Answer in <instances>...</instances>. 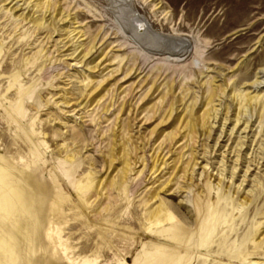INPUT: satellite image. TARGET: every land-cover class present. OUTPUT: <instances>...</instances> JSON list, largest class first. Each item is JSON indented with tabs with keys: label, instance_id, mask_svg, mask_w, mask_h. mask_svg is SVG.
I'll use <instances>...</instances> for the list:
<instances>
[{
	"label": "rangeland",
	"instance_id": "obj_1",
	"mask_svg": "<svg viewBox=\"0 0 264 264\" xmlns=\"http://www.w3.org/2000/svg\"><path fill=\"white\" fill-rule=\"evenodd\" d=\"M11 1H0V159L32 167L25 186L45 220V236L52 234V239L46 236L50 251L40 247L31 252L0 217V264H159L161 259L144 254L158 251L157 258L161 250L155 244H164L158 240L174 232H168L171 221L159 227L146 218L161 203L198 234L206 216L212 223L206 246L198 247L201 235L195 234L188 257L186 251L179 261L168 255L166 264L264 263V0ZM11 7H16L12 14ZM32 16L45 17V25L36 26ZM175 38L187 41L184 52L174 51ZM93 45L92 53L82 58ZM255 82L263 83L257 88ZM152 85L156 90L150 91ZM212 88L217 92L212 126L201 128L194 148L179 135L175 144L164 142L184 106L195 102L202 113ZM98 92L103 98L90 104ZM246 96L255 97L247 102ZM174 99L178 109L172 120L160 124ZM125 103L127 109L121 110ZM19 104L22 114L16 113ZM150 110L156 111L154 118ZM129 119L134 125L130 142L143 151H138L128 187L121 191L118 213L100 216L94 209L83 214L67 208L50 224L61 195L53 176H61L62 186L80 204L76 188L91 172L101 179L118 174L122 164L115 163L113 174L104 159L114 131L119 133ZM157 125L160 133L147 144L146 136ZM66 145L69 152L61 149ZM192 150L200 163L192 183L201 188L180 171ZM156 155L167 165L160 160L153 168ZM71 156L74 186L62 179ZM209 176L214 184L221 180L217 189ZM167 182L168 191L146 205L151 192ZM118 194L109 192L110 199L103 194L96 208L112 204ZM6 240L12 254L2 246Z\"/></svg>",
	"mask_w": 264,
	"mask_h": 264
},
{
	"label": "bare ground",
	"instance_id": "obj_2",
	"mask_svg": "<svg viewBox=\"0 0 264 264\" xmlns=\"http://www.w3.org/2000/svg\"><path fill=\"white\" fill-rule=\"evenodd\" d=\"M0 1L6 2L8 0H0ZM13 1L14 0H12L10 3H12ZM49 4L50 3L47 4L46 10H48ZM44 7H45L44 4L39 5L40 9H43ZM15 8L11 7L9 9L11 14L13 13V10H15ZM54 10H56V6H54ZM27 17L28 16H26V18ZM44 20H45V17L42 19H39V18H35L34 16H32V18H31V21L38 27L45 25L46 21H44ZM61 20H63V16H62V18H60L59 21H61ZM55 21H56V18L54 19V22ZM51 22L53 23L52 20H51ZM173 42H174V45H176V47H177V48H174L175 46L173 47V49L176 53L179 54V53H182L185 51V49L187 47V41L185 39H180V38L176 39L175 38V40ZM95 47L96 46L93 45L90 48L89 47H87L86 49L84 48L85 53H84V55H82V58H85L90 53H92V51ZM98 66L95 65L93 68H96ZM148 83H150V82H148ZM262 83L263 82H255L254 87L257 85V88H258L260 85H262ZM156 86H157V84H156ZM154 87H155V85L154 86L152 85V87L150 88V91L152 89H153V91L156 90V88H154ZM98 88H96L93 91V93L95 91H97ZM172 88H173V86H172ZM215 89L216 88H212L209 96L207 97L206 102H205L206 107L204 106L205 108H204V110H202V113H200V109L199 110L195 109L196 108L195 102H192L187 107L186 106L183 107V110H182L183 115L179 114L178 116H176V118L172 124V126H174V128L172 131H170L165 136L164 142H169L170 145L173 144L174 141L176 143V142H178L177 138L179 135L180 139L186 138L187 140H189V143L191 142L192 147L194 148V146H195L194 143H197V139L200 137L201 128H209V127L211 128V126H212L211 119L213 116H212L211 112L214 110V106H215L214 101H215V97L217 95V92ZM105 90H106V88L103 89L102 92H104ZM186 90L187 91H186L185 97L188 95V93L190 91L188 89H186ZM102 92L96 93V95L92 98V100L90 99V104H93L95 102H97V104H98L99 101L103 98ZM173 93H174V91H173ZM90 95H91V93H90ZM166 95H169V94H166ZM166 95H163L161 97V99H162L161 101L165 100ZM88 97H89V95H88ZM254 97L253 96L252 97L246 96L245 101L250 102L252 99H254ZM185 99H180L178 101L181 102V101H184ZM174 100L171 102V104L169 106V110L167 112V115H165V117H163L160 124H163L167 121L169 122L170 119L172 120V117L174 116L173 114H175V112L178 109V107H176V99H174ZM69 102L70 101H67L66 103L69 104ZM122 106L123 107H121V110L127 109L126 103L123 104ZM22 110H23V106L21 104H19L16 108V113L22 114ZM106 110L108 112L109 108L107 107ZM130 111H131V109L128 110V112H130ZM150 113H151V118H154L156 111L150 110ZM147 118H149V117L147 116ZM133 126L134 125H133L132 120L129 119L127 122L125 121V125L122 127V130H120L119 133L117 132V130L114 131V133H113V144L110 148V151L108 152V155L104 159L105 167L110 169L112 172L117 170V166L115 164L117 161H119V163L122 164V167L117 170L118 174L116 173L117 175L115 177H113L114 176L113 175L112 179H109V178L108 179H101L95 173L91 172L87 176V178H85L84 180L79 182V185L76 188V195H77V198H78V201L80 204H78V202L75 200L73 195L66 188H64L62 186L61 176L59 174L53 176V181H55L56 187L61 194L60 195V201L61 202L59 201V204H56L52 208V210H51L52 218L49 221L50 224H52L55 221V219H59L60 216L62 217V215H64V213L66 211L65 209H67V208L70 211H76V210L81 211L83 214H89V213H91V212H89V210L94 209V210H96L95 212H97L100 216H104V215L105 216L106 215L111 216V215L118 213V211L120 209V204L122 201L121 200V191L128 187L129 175L133 171L134 164L135 163L137 164V162L139 161L138 160V157H139L138 151L139 150L143 151V148H140L141 146H136L137 143L135 146L134 145L132 146V143L130 142L132 140L133 135H130L129 133L131 131H133ZM158 126L159 125L154 127L150 131V133L146 136L148 138V140L146 139L147 144L150 142V138L152 136L158 135L160 133L157 130ZM162 133H164V131ZM26 135H27V140L30 141V139H33V135L31 134V132H29V131L26 132ZM77 138H80L79 139L80 141H84V139H85L84 137H81V136H77ZM143 140L144 139H142V141ZM134 141L135 140H133V142ZM144 147H145V145H144ZM162 148H164V147H162ZM61 149H62V151H67V152L70 151L68 145H66L65 148H61ZM31 150L34 152L33 154H35V156H38V155H36L34 148H31ZM203 152H204V150H203ZM203 152H202V154H203ZM205 152H207V151H205ZM205 152H204V154H206ZM132 153L134 154V156L132 155ZM0 154H2V153H0ZM4 156H6V155H4ZM182 158H183L182 155L180 157L176 158L175 159L176 164H178L180 161H182ZM198 159H199V157H198L196 151L192 150V157H191L190 162L188 161L186 167L183 168L182 170H180L184 173L185 176L188 175L189 181L191 180V183L193 182L194 179H196L195 178L196 176L194 177L193 174L196 173L197 166H200L199 165L200 163H198ZM74 161H75L74 156H71L70 157L71 165L69 167H67L68 171H66V173H64L63 178H62V179H66V177H67V180H69V183L72 186H74L73 180H70L69 177L72 175H75L76 169L73 166ZM159 161H160V164L167 165V160H163V157L161 159V157L159 155H156L154 157V161H153L154 162L153 168H155V166L157 165V163H159ZM207 165H208L207 163H206V165H204V167H203L204 171L207 169L206 168ZM1 166L4 168H2ZM177 166L178 165L173 167V174L177 170ZM26 167L27 166L23 167L19 163H16V162L14 163V165H10V164H8L7 158L5 159L2 157L0 159V217H1L2 221L6 220V222H8V227H9L8 230H11L12 228H14L15 231L18 232L19 235L23 237V240H24L26 246L28 247V249L31 252H34L35 249L37 250L40 247H42L43 250H46V252H48V251H50L49 249H51V243L49 241H46V239L48 237H50L49 239L51 241L52 234H51V236H49L46 232V236L48 235L46 238L45 231L43 230V222L45 220L43 218H41V213L39 212V210L37 209V206H36L37 204L35 203L33 196H32V198L30 197L31 196V193H29L30 190L28 191V189L25 186L27 184V182H29L27 180V178H28L27 174H28L29 168H32L29 166L27 168ZM5 169L7 172L5 171ZM113 174H114V172H113ZM202 174H203V171L200 173V176H202ZM221 174H223V173H220V175ZM209 178L210 179L208 181L211 183V186L214 189H217L221 180H219L217 183L214 184V182L211 180L212 176H209ZM169 182H167V185H165L164 187H161L162 189L159 188L160 190L155 189L154 191H152L146 200L147 201L146 205H148V203L150 201H153V200L157 199L158 197H160L161 191H164L165 189H166V191H168L167 186H168ZM195 182L196 181H194V183H192V184L194 186H198L199 184L195 183ZM191 183H189V184H191ZM189 186H190L189 189H192V185H189ZM199 188H201L200 185H199ZM115 190L119 191V194L117 197L116 196L114 197V199L112 200V204L110 203V205H107V206L104 205L101 207L99 206L96 208V206H98V203H100V200H102L103 194H105L107 196V198L110 199L109 192L115 191ZM200 192H201V190H200ZM187 193H188V195H186V200L189 203L190 191H188ZM93 197H94V200L92 202H90L91 198H93ZM95 201H97L96 204H94ZM146 218L148 221H150L151 224L153 223V224H155V226H159V227H164V224L169 223V221H171V223L173 224L171 229H169V231H168V232H171L170 230L173 229L174 230L173 234L169 233V235H167V237H164V239L158 240L160 242L164 241V244H155V249L159 250V251L161 250V253L158 255V257L155 258V256L158 254L157 253L158 251L157 252L155 251L156 253L145 252V254H144L149 259H153V260L161 259L160 260L161 262L166 257H168V255L171 259H173V261H174V259L177 260L179 258H183L184 254H182V253L184 251H186V257H188L187 252L194 245L193 243H191V238H193V236L195 234H196L195 237H197V235L198 236L201 235V239H200L201 244L200 245L198 244V247H203V246H206L205 245L206 238L209 237L212 233V223L210 222V218L208 216H206V218H204L203 223L200 226V230L202 229V232H201L202 234H200V233L198 234L195 231L188 230L186 226H184L179 221H177L176 217L169 211L168 207H166V205L164 203H161L160 206H158L157 208H155L153 210H151V209L148 210ZM128 220L131 221L132 219L129 218ZM108 223H110V222H108ZM113 225L119 226V224L116 222H114ZM113 225L110 224V226H113ZM162 231L167 232L164 228L162 229ZM49 234H50V232H49ZM99 234L103 237L105 236V232H99ZM144 235L145 236L147 235L146 232H145V234H143V236ZM44 240L46 243L44 242ZM4 242H5V245L4 244L2 245L4 250H7V252H9V254H12L13 250H12L11 245L9 244V241L6 240ZM68 249H69V247L67 246L66 250H68ZM63 250H65V248H63ZM67 256H68V254H67ZM169 257L167 260H169ZM68 258H70V255L68 256ZM155 261H153V262H155ZM177 261H179V260H177ZM161 262H159V264ZM168 262L170 263V260ZM155 263H153V264H155ZM162 263H165V262L163 261ZM262 264H264V263H262Z\"/></svg>",
	"mask_w": 264,
	"mask_h": 264
}]
</instances>
